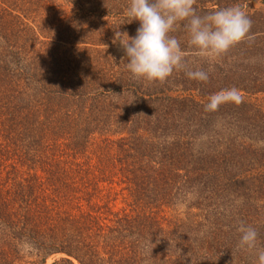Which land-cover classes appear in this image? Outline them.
I'll use <instances>...</instances> for the list:
<instances>
[{"label":"trees","instance_id":"16d2710c","mask_svg":"<svg viewBox=\"0 0 264 264\" xmlns=\"http://www.w3.org/2000/svg\"><path fill=\"white\" fill-rule=\"evenodd\" d=\"M110 1L0 0V264L55 254L51 264H211L180 244V219L165 217L168 196L153 181L187 170L179 139L163 135L182 100L102 47L93 22L129 5ZM118 174L142 212L114 210L107 185Z\"/></svg>","mask_w":264,"mask_h":264},{"label":"rangeland","instance_id":"374dc122","mask_svg":"<svg viewBox=\"0 0 264 264\" xmlns=\"http://www.w3.org/2000/svg\"><path fill=\"white\" fill-rule=\"evenodd\" d=\"M105 1L107 7L117 6L116 2ZM236 5L251 19L252 27L243 41L220 56H202L189 44L186 21L170 33L180 42L185 66L163 82L182 100L180 120L176 126L169 124L163 135L169 142L179 139L180 168L186 166L187 170L180 169L179 176L167 173L153 179L157 190L166 191L164 196H168L165 217L180 219V244L194 243V252L206 254L211 264H257L256 249L238 246L241 224L253 227L258 233V247H264V0H195L193 7L203 16L211 12L202 11V7L215 11ZM60 11L66 12V17L72 15L68 5L62 4ZM93 25L105 31L102 47L127 62L116 37L119 35L123 42L126 33L135 36L139 23H130L125 10L124 14L95 20ZM70 47L61 45L60 49ZM196 70L205 71L208 79L187 76V72ZM257 79L261 81L259 92L242 90L240 85H253ZM163 83L149 81L154 86ZM233 88L240 102L222 103L216 109L206 107L212 95ZM119 177L107 185L115 198L111 201L114 210L142 212L144 207L132 202L126 183L118 181ZM60 256H50L45 264ZM73 263L78 264L75 260Z\"/></svg>","mask_w":264,"mask_h":264},{"label":"clouds","instance_id":"9594fccd","mask_svg":"<svg viewBox=\"0 0 264 264\" xmlns=\"http://www.w3.org/2000/svg\"><path fill=\"white\" fill-rule=\"evenodd\" d=\"M195 0H129L126 16L139 27L133 37L119 40L127 63L126 69L135 78L165 82L175 70L185 66V56L180 42L170 35L180 22L186 21L189 44L202 56H220L245 39L252 27L251 19L241 6L215 10L200 16L194 9ZM120 33V32H119ZM125 34V33H120ZM190 79L206 81L203 70L186 73ZM240 102L238 91L233 88L214 94L206 105L216 109L222 103ZM239 248L257 250V264H264V247H258V233L241 224Z\"/></svg>","mask_w":264,"mask_h":264}]
</instances>
